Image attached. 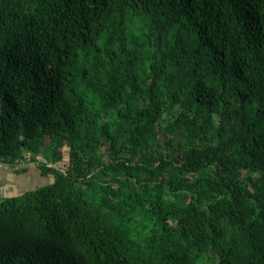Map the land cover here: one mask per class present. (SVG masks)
I'll use <instances>...</instances> for the list:
<instances>
[{"label": "trees", "instance_id": "16d2710c", "mask_svg": "<svg viewBox=\"0 0 264 264\" xmlns=\"http://www.w3.org/2000/svg\"><path fill=\"white\" fill-rule=\"evenodd\" d=\"M0 163V264H264V0H0Z\"/></svg>", "mask_w": 264, "mask_h": 264}, {"label": "crops", "instance_id": "0c3cea01", "mask_svg": "<svg viewBox=\"0 0 264 264\" xmlns=\"http://www.w3.org/2000/svg\"><path fill=\"white\" fill-rule=\"evenodd\" d=\"M30 165L31 164H25L24 166ZM26 173L27 172H25V174ZM0 187L3 188V192L7 196L20 195L28 189L25 182H20L19 177H15L14 169L2 163H0Z\"/></svg>", "mask_w": 264, "mask_h": 264}, {"label": "rangeland", "instance_id": "374dc122", "mask_svg": "<svg viewBox=\"0 0 264 264\" xmlns=\"http://www.w3.org/2000/svg\"><path fill=\"white\" fill-rule=\"evenodd\" d=\"M24 165L25 164H22L19 168L21 169L25 168L27 170V173L25 174V173L15 172V177L16 178L19 177L20 182H25L29 190L34 189L36 187H40L42 185L49 184L52 181V177L41 176L39 170L35 167L34 164H31L30 166H24ZM19 168H16V169H19Z\"/></svg>", "mask_w": 264, "mask_h": 264}, {"label": "built area", "instance_id": "2783aa9c", "mask_svg": "<svg viewBox=\"0 0 264 264\" xmlns=\"http://www.w3.org/2000/svg\"><path fill=\"white\" fill-rule=\"evenodd\" d=\"M3 195V188L0 187V198L2 197Z\"/></svg>", "mask_w": 264, "mask_h": 264}]
</instances>
